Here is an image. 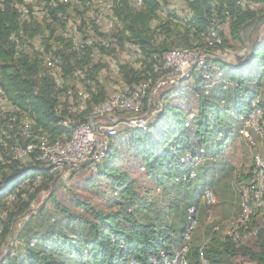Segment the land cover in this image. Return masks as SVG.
<instances>
[{"label":"trees","instance_id":"trees-1","mask_svg":"<svg viewBox=\"0 0 264 264\" xmlns=\"http://www.w3.org/2000/svg\"><path fill=\"white\" fill-rule=\"evenodd\" d=\"M15 1L0 0V89L17 113L30 121L32 134L51 144L68 137L77 125L90 123L92 110L108 99L97 82L99 66L91 54L95 46L80 44L78 51L69 45L64 53H55V58H44L48 69L58 70L54 77L43 68L39 53L14 58L15 49H21L13 35L20 29L27 33L13 7L21 2ZM111 1L122 29L115 35L117 42L109 45L127 41L135 45L141 58L138 69L128 64L119 67L120 79L129 91L148 82L156 85L167 54L177 48L199 51L203 41L204 48L216 51L234 41L245 53L234 63L206 59L211 70L192 68L155 100L144 97L141 112H155L147 123L104 136L107 150L94 164L95 171L89 162L72 168L86 172L77 188L98 199V205L70 189L68 206L56 202L53 214L37 228L30 227L29 221L42 216L45 208H40L15 233L14 220L27 213L47 187L49 171L38 163L0 170V245L9 237L22 244L20 249L12 244L0 264H127L130 259L149 264V258L161 251L169 255L181 244L188 208H195L198 219L199 212L206 215L216 206V199L219 203L223 188L235 194L230 183L223 182L234 172L226 153L237 140L249 143L244 131L252 140L253 132L244 122L254 110L262 112V117L260 135L253 143L264 141V0H253L262 7L259 10L242 6L241 0H181L190 12L186 19L169 11L162 16L168 0H138L139 9L130 6L129 0ZM64 8H50L52 16ZM225 24L227 37L221 30ZM109 45L103 44L100 51ZM77 72L84 76L81 80L87 82L88 94L80 113L72 111L75 106L68 100L69 93L71 101L77 100L71 84L80 80L74 77ZM27 143L35 142L28 139ZM252 172L253 165L236 182L233 177L232 186L240 191L250 185ZM37 176L41 185L34 189ZM146 181L153 187L146 190ZM207 190L214 200L201 202ZM155 191L161 196L152 200ZM256 221H251L250 227L258 231L248 239L250 245L233 241L218 226L210 227L202 242L208 264H264V223ZM196 231L188 245V264H200L202 243L194 240Z\"/></svg>","mask_w":264,"mask_h":264},{"label":"rangeland","instance_id":"rangeland-1","mask_svg":"<svg viewBox=\"0 0 264 264\" xmlns=\"http://www.w3.org/2000/svg\"><path fill=\"white\" fill-rule=\"evenodd\" d=\"M14 2L17 1L14 0ZM20 2L21 3H16V7H13L16 9L19 16L21 28L26 25L27 33L20 29L17 34L13 35V39L15 40V42H17L18 46L21 49H15L14 58H17V56L24 53V55H27L29 57H33V53H39L43 68H45V70H47V72L54 77L53 74H56L58 70L48 69L46 60L44 58H55V53H57L58 51L64 53V48H69V45L72 47V49L78 48L80 44H82L83 46H95L91 54H93V63L99 66L97 82L104 89L106 97L110 101L112 100L111 102L115 101L117 96H122L121 94L125 91H127L128 93H138V91H140L144 86L146 87L141 102H143L144 97L149 95L150 100H155L162 92L168 90L170 86H172L176 81L180 80L183 77H186L192 68H194L195 66L197 67V65H194V63H192L191 66V62L194 59L193 56H191L187 64L184 65V69L180 70L179 72H175V70H172L171 68L165 69L164 61V66L162 68V71L164 72L156 85H149L148 82L142 84L137 91H129L127 89L128 87L124 86L120 79V76L118 74L119 67L128 64L131 67L138 69L140 66L141 58L139 56V51L135 47V45L129 44L127 41L123 42V44L121 45L122 47L118 43L117 44L119 46L114 43L113 45H109L111 42H117V38L115 37V35H117L122 29L120 21L117 20L114 15L113 1L20 0ZM138 3L139 2L137 0H129L130 6L135 9L140 8V5H138ZM61 5L65 7L64 10H57L52 16L50 8L57 9ZM241 5L254 10H259L262 8L260 5L255 4L253 0H241ZM164 10V14L162 15L163 17L167 15V11L172 12L180 19H186L190 16L189 10L181 0H168V3L165 6ZM221 30L224 36L227 37L228 28L226 24L221 28ZM163 38L164 35L157 38V40H162ZM206 41L207 40L205 39V42ZM214 41H216V39ZM105 43L108 44L109 47L112 46V49L108 47L100 51V47H102ZM199 44H201L198 49L199 51L190 50V52L194 53L195 56H204L205 59L216 57L224 60L225 62L234 63L237 62L238 59L245 53L243 47H241L234 41L228 42V48L226 47V49L224 50L216 51H210L207 48H204L203 41H201V43ZM182 50L186 49L177 48L173 51ZM67 52L69 51L67 50ZM76 76H80V80L76 79L74 83L71 84L74 85V93L77 96L76 98H78L81 94H84V92L86 93V81L81 80L82 78H84V76L79 72L74 74V77ZM217 76L219 77L220 75ZM56 80L58 85H60L61 81L59 80V78H56ZM0 94V170L8 172L10 171L9 166L11 165H36V161L32 156L29 157L20 154L21 148H28V146H32V148H38V146L40 145H44L47 146L46 148H49L50 146L48 145L50 144L46 141V139L43 138V136H41L40 138L44 139L45 142L44 140L37 138V135L32 134L31 131L33 130H29V124H27L30 121L27 118H23V116H20V113H17V109H15L10 104L8 98L5 96L1 89ZM69 98H73L70 93L68 96V100ZM118 98L120 101L121 97ZM75 101L76 100L70 101V104L75 106L73 108L74 110L72 109V111H77V113L82 112L83 110L80 112L78 111L77 103H75ZM175 102H181V100H177ZM141 106L142 103L140 104V106H138V108L127 110V112L126 110L117 112L112 111L107 114L99 115L110 117L113 113L120 114L116 115L112 119H102L98 122L105 127L115 128V133L116 131L125 129L126 126L124 124H121V122L128 121L129 119H138L144 122L138 123L136 121H128L127 127L143 125L154 116L155 112L142 113L140 110ZM251 115L252 114H249L248 116L250 117ZM9 119L11 122H9ZM91 119L92 116L90 118V121ZM255 121L256 120H254L253 122L256 123ZM254 123H250L249 125L248 123L244 122V127L251 129V132H253L254 135L252 136L251 140V138L248 137V133L245 131L243 132V136L249 141V145L244 140H237L234 145H229L228 147L231 149L228 153H226V159L231 163L234 172L231 176H227L229 178L226 177L223 182L228 181L235 194L230 193L226 187L223 188L220 191L221 199L219 203L216 199L214 203L216 206H214V208L211 209L206 215L201 214L200 212L198 213L199 226L194 235V240L198 245L205 241V232L214 225L218 226L217 230H219V232H223L226 235V229L239 215L238 213L240 211L241 194L239 190L235 189L234 186H232V179L234 177L236 182L238 180L239 174L241 176H244L248 173L249 168L253 165V156L255 154H259L264 157L263 139H256V142L253 143L255 137H258L260 135V131L259 133L255 131L256 124L254 125ZM184 127L187 126L185 125ZM104 136H108V134L105 133ZM28 139H32L36 144L27 143L24 146L25 140ZM37 139L40 141H37ZM79 171L80 169L74 172L72 171V168H67L64 170H57L53 173H49L50 180L47 183L44 182L45 184H47V187L43 188L40 191L36 200L32 203L29 211L21 216H17V218L14 220V224L12 226L14 232L17 233L20 229H22L24 223L30 220L32 216H35L39 209L42 207L45 208L42 216H35L34 219L29 221L30 227L37 228V226H39L40 223L48 217V215L53 214L56 210V202L68 206V203L71 199V194L69 191L70 189L75 190L78 196L86 197L88 201H92L93 204L98 205V199L88 193L82 192L81 190H79V188H77L78 184L82 183L86 174V172L84 174L81 171V173L78 174L77 172ZM243 183L244 182H242V184ZM33 185L34 189L38 188L41 185V178L39 176L34 178ZM236 185H238V183ZM152 187L153 186L148 181L145 182L144 188L146 190ZM152 194V200H154L156 196H161L160 191H155ZM204 194L201 197V202L206 203ZM213 200L214 197L212 195V201ZM257 218L259 222L258 224L264 223L259 215L258 217H254L253 220L257 222ZM12 244H14V246H17V248L19 247V249L22 247L21 243L17 244L15 239L9 237L5 244L0 245V263L3 257L11 248ZM242 244L250 245L248 239L242 241Z\"/></svg>","mask_w":264,"mask_h":264},{"label":"built area","instance_id":"built-area-1","mask_svg":"<svg viewBox=\"0 0 264 264\" xmlns=\"http://www.w3.org/2000/svg\"><path fill=\"white\" fill-rule=\"evenodd\" d=\"M191 56L194 57L193 60H199V67H194L197 71L198 68H205V71L211 70L207 68V62L204 56H195L192 52L183 53V51H181L176 53L175 72L183 70L184 65L187 64ZM117 97H122V100L125 101V108H129L132 104H135L138 99L134 98V94ZM113 117L115 116L111 115V117H104L98 115L91 119L90 123L80 125L81 139H79L75 148H21L20 154L23 156H32L36 163L43 165V167L48 169L49 173L67 168L77 169L87 162L92 163L91 170L95 171L94 164L100 162L104 158L107 150V148H103V137L105 133L115 131V128L105 127L99 124L98 121L102 119H112ZM128 121H136L138 123L144 122L138 119H129ZM128 121L121 122V124L128 126ZM246 123L250 125L251 121H246ZM240 194V213L226 229V236L235 242H242L256 235L258 228L250 227L255 213H258L264 222L263 156L259 154L253 156L251 183L248 186L241 187ZM204 199L206 202L212 201V193L208 190L205 191ZM197 227L198 219L196 210L190 207L187 209V226L182 235L179 248L174 249L169 255L161 251L156 257L149 258V264H188V245ZM204 245L205 242L202 243L198 253L200 264H208L203 254ZM127 264H138V262L134 259H130Z\"/></svg>","mask_w":264,"mask_h":264},{"label":"bare ground","instance_id":"bare-ground-1","mask_svg":"<svg viewBox=\"0 0 264 264\" xmlns=\"http://www.w3.org/2000/svg\"><path fill=\"white\" fill-rule=\"evenodd\" d=\"M138 1V0H137ZM140 2V1H139ZM183 53H190V50H182ZM177 52H181V51H177ZM177 52H171L169 54H167L166 58H165V66L164 68L165 69H169L171 68L172 70H175V67H176V53ZM192 63H194V65H197V67H199V60H193ZM196 67V66H195ZM209 68V67H208ZM201 69H205V68H198V70L200 71ZM164 72V71H163ZM145 87L144 86L140 91L135 92V93H128L127 91H125L124 93H120L121 95H130V94H134V98H138L135 102V104H132V106H130L129 108H125V101L122 100V97L119 101V98L117 97L115 101L111 102L109 99L106 100L104 103L100 104L99 106L95 107L93 110H92V113L90 114L92 116V119L94 117H96L97 115H103V114H107V113H110L112 111H123V110H130V109H133V108H138V106H140V104L142 103L141 100L143 98V95H144V91H145ZM119 94V95H120ZM1 95V94H0ZM77 97V96H76ZM71 98H69L70 100ZM76 102L77 103V109L78 111H82L85 109L86 107V102H87V99H88V94L84 92V94H81L80 97L76 98ZM71 101V100H70ZM141 102V103H140ZM74 106V105H73ZM74 110V109H73ZM132 111V110H131ZM122 113V112H121ZM124 113V112H123ZM252 115L249 117V119L247 121H251V124L254 123L253 121L256 120L254 123V125L256 124V127H255V131L257 133H259V126H258V121L261 119L262 117V113L257 110L254 112L251 113ZM111 115V114H109ZM10 121V120H9ZM15 121V120H14ZM91 122V121H90ZM262 122V121H261ZM9 123V122H8ZM7 124V123H6ZM4 125V124H3ZM30 125V124H29ZM80 125H83V124H80ZM80 125H77L75 127V129L71 132V134L66 137V136H63L62 139H58L56 141H54L53 143H51L49 148H75V145L78 143L79 139H81V129H80ZM263 125H264V122H263ZM5 126V125H4ZM249 126V125H248ZM12 127V125H11ZM28 129V128H27ZM31 128L29 127V130ZM32 133V131H31ZM108 136H113L115 135V131H110V132H107ZM260 134V133H259ZM12 135V134H11ZM33 138V137H32ZM39 139H42L40 137H37ZM34 139V138H33ZM36 140V139H35ZM44 140V139H42ZM37 141H40L37 139ZM36 141V142H37ZM45 142V140H44ZM36 144V143H35ZM31 145V144H30ZM25 146V145H24ZM37 146V145H36ZM35 147V146H34ZM47 146H38V148H46ZM23 148V147H22ZM26 148V147H25ZM28 148H32V146H28Z\"/></svg>","mask_w":264,"mask_h":264}]
</instances>
